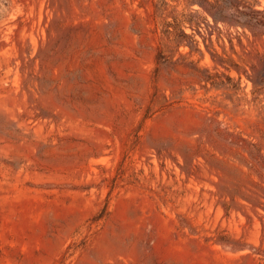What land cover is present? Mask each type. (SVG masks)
<instances>
[{
	"label": "rangeland",
	"instance_id": "374dc122",
	"mask_svg": "<svg viewBox=\"0 0 264 264\" xmlns=\"http://www.w3.org/2000/svg\"><path fill=\"white\" fill-rule=\"evenodd\" d=\"M0 264H264V0H0Z\"/></svg>",
	"mask_w": 264,
	"mask_h": 264
},
{
	"label": "trees",
	"instance_id": "16d2710c",
	"mask_svg": "<svg viewBox=\"0 0 264 264\" xmlns=\"http://www.w3.org/2000/svg\"><path fill=\"white\" fill-rule=\"evenodd\" d=\"M188 4H192V3H194V2H197V1H199V0H185ZM207 3H208V6H203L204 7V9L208 12V13H210L211 15H213V17H214V19L215 20H217V19H219V17H221V16H219V12H217V10L215 9V8H213V3L212 2H208L207 1ZM214 9V10H213ZM182 33L184 34V35H186L183 31H182ZM182 42H178V45H180Z\"/></svg>",
	"mask_w": 264,
	"mask_h": 264
}]
</instances>
